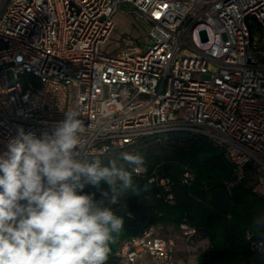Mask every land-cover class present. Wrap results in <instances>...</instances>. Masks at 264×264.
<instances>
[{"label": "built area", "instance_id": "2783aa9c", "mask_svg": "<svg viewBox=\"0 0 264 264\" xmlns=\"http://www.w3.org/2000/svg\"><path fill=\"white\" fill-rule=\"evenodd\" d=\"M118 11L143 18L152 42L113 41ZM69 110L85 125L84 158L146 136L204 135L232 165L229 187L264 196V0H0V151L18 127L39 135ZM175 253V238L148 225L118 256L180 264Z\"/></svg>", "mask_w": 264, "mask_h": 264}, {"label": "clouds", "instance_id": "9594fccd", "mask_svg": "<svg viewBox=\"0 0 264 264\" xmlns=\"http://www.w3.org/2000/svg\"><path fill=\"white\" fill-rule=\"evenodd\" d=\"M84 132L79 113L69 110L51 130L18 127L7 140L0 151V264H106L124 224L108 205L133 187L118 160L138 167L143 157L123 152L107 165L84 158Z\"/></svg>", "mask_w": 264, "mask_h": 264}, {"label": "trees", "instance_id": "16d2710c", "mask_svg": "<svg viewBox=\"0 0 264 264\" xmlns=\"http://www.w3.org/2000/svg\"><path fill=\"white\" fill-rule=\"evenodd\" d=\"M123 152L139 154L143 164L129 166L118 160ZM85 158H100L105 165L117 159L133 176V187L108 205L124 224L110 244L106 264H124L118 256L122 243L144 227L168 224H187L209 239L210 245L199 252L197 264H264V255L252 250L248 239L251 233L252 239L264 241V196L254 192L248 182L229 187L232 165L208 137L184 132L146 136ZM187 170L192 176L186 182ZM156 176L169 181L170 191L151 180ZM84 191L96 192L91 187ZM96 199H102L99 192Z\"/></svg>", "mask_w": 264, "mask_h": 264}, {"label": "crops", "instance_id": "0c3cea01", "mask_svg": "<svg viewBox=\"0 0 264 264\" xmlns=\"http://www.w3.org/2000/svg\"><path fill=\"white\" fill-rule=\"evenodd\" d=\"M158 230L159 234L162 236L175 238L176 253L181 254L176 261L180 264H195L197 262L199 252L206 249L210 245L209 239L198 232L191 237L186 236L181 229V226H176L174 224L161 225L158 227ZM187 254L193 256V258L188 260L186 257ZM143 259H149L152 264H154L153 258L149 255H145L140 258L137 263L141 262Z\"/></svg>", "mask_w": 264, "mask_h": 264}, {"label": "rangeland", "instance_id": "374dc122", "mask_svg": "<svg viewBox=\"0 0 264 264\" xmlns=\"http://www.w3.org/2000/svg\"><path fill=\"white\" fill-rule=\"evenodd\" d=\"M116 24L115 30L112 34L113 41L117 42L124 34H132L136 38H141L144 44H150L152 38L149 35L148 23L132 11H118L114 16ZM181 254L175 253V259L178 260ZM187 259L193 258L191 255H186ZM183 263V262H182ZM137 264H152L151 260L143 259Z\"/></svg>", "mask_w": 264, "mask_h": 264}]
</instances>
